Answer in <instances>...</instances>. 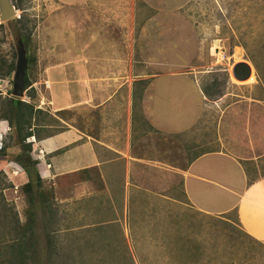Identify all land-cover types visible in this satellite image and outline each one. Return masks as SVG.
<instances>
[{
  "label": "rangeland",
  "instance_id": "374dc122",
  "mask_svg": "<svg viewBox=\"0 0 264 264\" xmlns=\"http://www.w3.org/2000/svg\"><path fill=\"white\" fill-rule=\"evenodd\" d=\"M76 11L75 8L61 7L54 0H26L23 10H18L17 18L2 23L0 63L13 65L8 77L0 76L2 98H14L11 93L12 79L21 24L16 20L21 19L27 22L26 26L32 28L30 43L24 47L27 58H34L29 70V80L37 94V89L42 92L44 89L41 87L43 67L61 64L64 58L46 57L41 53L48 48L57 47V39L70 35L73 26L68 20H72L70 16H74L77 23ZM135 15L139 23L141 19L145 20L147 30V35L141 40L144 41L143 47H139L133 57L135 65L147 67L145 73L150 78L170 71H180L183 76L198 82L204 95L207 92V107L202 112V120L196 128L193 127L184 134L183 151L177 150L176 162L173 164L183 167L198 153L224 148L244 162L248 160L244 164L251 176L263 177L264 0H138ZM171 81L172 78L165 76L156 80L154 85L168 84ZM174 86L170 83V88ZM58 87L62 86L56 84L58 91H54V95L58 94L57 100L61 102L64 96H61V88ZM177 90H181L183 94L182 111L186 116L184 124L192 125L201 114L194 107V103L199 102L197 89L192 86V90L187 91V86L184 85V88ZM178 93L169 89L166 96L171 97L172 103L176 99L180 102ZM22 99L29 101L25 89ZM39 105L40 102L37 107ZM72 115L69 112L58 116L69 121ZM4 122L0 123L3 130L0 131V136L3 135L2 141H7L9 131L6 129L7 122ZM50 124L53 128L49 130L51 132L61 128L57 119L51 120ZM165 141V146L173 150V141ZM178 154H181V158ZM0 161L5 160L0 157ZM9 168L12 166H0V194L4 199L3 202L0 201V208L5 204L8 216L2 221L0 218L3 245L10 236L11 216L14 214L23 223L27 207L21 191L23 184L10 175L12 173ZM4 187L7 188L2 190ZM43 188L47 198H51L53 210L51 214H45L42 208L35 211L34 231L39 238L31 258L35 260H30L29 264H135L133 257L138 261L136 264H264V243L254 242L245 236L234 210L205 219L181 195L180 205L167 206L166 217H160L163 222L158 221L173 230L171 232L168 228L163 237L168 259L166 263L160 260L158 263L154 262V257L162 256L163 249L151 244L148 239L139 240L154 235L149 231H139L138 228L148 226L155 220L148 215L147 208L145 212L143 206L134 210L129 208L127 219L118 216L119 223L116 225L120 232L117 228L118 238H114L117 247H108L102 242L95 246L96 234L93 227L110 224L111 219L108 216L100 217L96 212L80 214L79 202L66 207L67 202H63L62 191L58 186L53 187L43 182ZM166 193L170 197L173 192L168 190ZM164 208L160 210L163 212ZM81 226L86 228L74 229ZM131 226L135 229L129 235L132 240L129 250L124 228L129 230ZM46 227L50 229V244H47L44 234ZM78 239L82 240L81 247L76 242ZM52 248L55 252H52Z\"/></svg>",
  "mask_w": 264,
  "mask_h": 264
},
{
  "label": "crops",
  "instance_id": "0c3cea01",
  "mask_svg": "<svg viewBox=\"0 0 264 264\" xmlns=\"http://www.w3.org/2000/svg\"><path fill=\"white\" fill-rule=\"evenodd\" d=\"M54 1L61 7L77 9V23L70 16L72 20L68 23L73 26L70 35L57 39V47L41 53L64 58L61 64L43 67L44 89L43 92L37 89L38 108L48 109L64 130L45 137L43 129H53L47 126L38 130L39 139L31 137L28 142L31 156L38 162L41 181L60 188L66 207L79 202L80 214L96 212L111 219L110 224L93 227L95 246L102 242L117 247L114 238H118V216L127 219L129 208L143 206V211L147 208L148 215L155 220L148 226H139V231L154 235L139 240L148 239L163 249V255L154 257V262L166 263L163 237L171 228L160 224L163 222L160 217H166L167 206L180 205L181 195L205 219L234 210L245 236L264 243V176H251L244 164L248 160L244 162L220 148L196 154L183 167L173 164L177 150L183 151L184 134L202 120L207 98L198 82L180 71L150 78L145 73L147 67L135 65L133 57L143 47L141 40L147 35L145 20L141 19L142 24L136 20L138 0ZM59 68L63 70L58 71ZM165 76L172 78L173 88L170 83L154 85ZM57 83L62 86L58 87L64 96L61 102L57 100L58 94L54 95ZM184 85L187 91L194 86L199 97L194 107L201 114L192 125L184 124L183 94L177 90ZM169 89L179 92L180 102L177 99L171 102V97L166 96ZM62 111L72 112L69 121L56 114ZM7 128L9 131L8 124ZM0 131L3 132L1 126ZM2 138L3 135L0 141ZM167 139L173 141V150L165 146ZM4 160L0 166H12L9 168L12 174L5 171L6 174L25 184L28 177L20 166ZM168 190L173 192L170 197ZM83 228L86 227L74 229ZM134 229V226L124 228L129 250L132 241L129 235ZM81 241H76L79 247ZM133 262L138 263L134 257Z\"/></svg>",
  "mask_w": 264,
  "mask_h": 264
},
{
  "label": "trees",
  "instance_id": "16d2710c",
  "mask_svg": "<svg viewBox=\"0 0 264 264\" xmlns=\"http://www.w3.org/2000/svg\"><path fill=\"white\" fill-rule=\"evenodd\" d=\"M25 1L26 0H13V3L16 9L23 10ZM16 21L21 23L18 30L23 45H29L32 28L26 26L27 22H23L21 19H17ZM2 26L3 24H0V27ZM33 63L34 58L28 57L24 78V89L27 90L28 102L18 98H2L0 95V122H7L9 127V132L7 133L9 139L7 141H1L0 143V157L20 166L28 177V181L21 186V191L25 196V202L27 204L24 213L25 221L20 223L14 214L11 216L12 220L9 227L10 236L6 239L7 243L5 245H3V239L0 237V264H29L30 260H35L31 259L33 258L32 253L36 250L37 240L39 238L34 231V225L36 223L35 211L37 208H42L45 214H51L53 210L51 209L53 206L51 198H49L50 200L47 198L43 188V182L37 170L38 162L31 156V143L27 142V139L31 137L39 139L38 130L47 126L52 127L50 121H56L47 111H43L37 107L39 97H37L38 95L32 89V83L29 80V70ZM12 70V64L7 65L4 62L0 63L1 77H8ZM205 94L207 95V92H205ZM64 113H66V111L57 112L56 114L59 115ZM43 130L46 132V137L63 131L64 127L61 125V128L55 129V131L52 132L49 131L50 129ZM12 148L14 149L12 150ZM6 188L7 187H4L2 190ZM2 199L3 197L0 194L1 202H3ZM5 207L4 204V206L1 207L2 209L0 208L1 221L3 218L8 217ZM48 230L50 231L49 227H46L44 234L47 237V244H50L48 240V238H50V233ZM53 251L55 252L54 248H52V252ZM52 255L53 253L51 256Z\"/></svg>",
  "mask_w": 264,
  "mask_h": 264
},
{
  "label": "water",
  "instance_id": "95a60500",
  "mask_svg": "<svg viewBox=\"0 0 264 264\" xmlns=\"http://www.w3.org/2000/svg\"><path fill=\"white\" fill-rule=\"evenodd\" d=\"M18 10L16 9L13 0H0V24L11 19L17 18ZM17 60L14 68L12 79V96L24 101V78L27 69V56L22 40L18 39L16 49Z\"/></svg>",
  "mask_w": 264,
  "mask_h": 264
},
{
  "label": "built area",
  "instance_id": "2783aa9c",
  "mask_svg": "<svg viewBox=\"0 0 264 264\" xmlns=\"http://www.w3.org/2000/svg\"><path fill=\"white\" fill-rule=\"evenodd\" d=\"M0 143H1V141H0Z\"/></svg>",
  "mask_w": 264,
  "mask_h": 264
}]
</instances>
